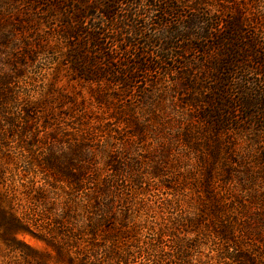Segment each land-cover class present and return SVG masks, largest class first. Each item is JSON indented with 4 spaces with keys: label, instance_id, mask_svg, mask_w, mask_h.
<instances>
[{
    "label": "trees",
    "instance_id": "1",
    "mask_svg": "<svg viewBox=\"0 0 264 264\" xmlns=\"http://www.w3.org/2000/svg\"><path fill=\"white\" fill-rule=\"evenodd\" d=\"M58 1L63 59L44 92L28 77L37 51L0 57V264H264V84L237 100L225 84L247 62L264 81V30L243 29L264 5ZM179 7L198 25L182 49L201 57L170 99L157 85L181 53L148 47ZM240 108L249 127L231 124Z\"/></svg>",
    "mask_w": 264,
    "mask_h": 264
},
{
    "label": "rangeland",
    "instance_id": "2",
    "mask_svg": "<svg viewBox=\"0 0 264 264\" xmlns=\"http://www.w3.org/2000/svg\"><path fill=\"white\" fill-rule=\"evenodd\" d=\"M236 3L232 5L234 7L239 1L246 2L245 0H235ZM59 2L58 0H0V57H6L8 54L14 56H19L20 53L34 54V59L32 61L31 67L28 70V77L37 79L38 90L36 96L42 91L44 92V87H47L49 79L55 72L56 67L59 62L63 59V52L60 50V34L63 32V12L60 7L54 8L49 11L50 6H54ZM250 3V2H248ZM164 5V4H162ZM239 8L240 4H237ZM248 6L249 4H245ZM264 5V0H257L256 8H261ZM226 5L221 2L217 11L213 7L211 8V14H214L215 17H219L222 13V19H225V11H221L223 8L225 10ZM260 11V9H258ZM256 16H254V13ZM229 14V13H228ZM192 14L187 10L179 7L173 14L167 18V25L164 26V29H160L158 36L154 38L153 43L149 44L148 48H157L159 44H163L169 40L171 42L174 53L180 52V56L177 60H173L170 63L164 64L168 68H172L169 74L162 77L160 85H157V89H163V92H167L166 96L170 99H177L182 93L187 92L188 89L185 86V82L180 78V70L184 69L185 71L190 70L193 67L197 69L198 59L201 57L198 54H195L194 51L189 49L183 50L182 46L186 44L184 38H186V32L191 29L196 30L197 24H193L191 20ZM245 18V24L243 25L244 32L248 35H252L253 32L257 30H264V18L261 20L257 17V11L255 7L250 11L246 10L243 14ZM159 18L154 17V22H158ZM165 20V19H164ZM203 20H206L203 18ZM206 23V22H204ZM156 25V23L154 24ZM156 27H159L156 25ZM155 28V27H153ZM152 28V29H153ZM151 29V30H152ZM184 32L181 35H177L174 32L177 30ZM166 37V38H165ZM184 39V40H183ZM264 40V37L263 39ZM140 42L144 41L139 39ZM156 45L155 47H153ZM170 45V44H168ZM124 46V45H123ZM263 46V45H262ZM41 47V48H40ZM264 47V46H263ZM115 57L120 58L121 62H127L130 57L124 54L122 50H118L114 53ZM23 59V55L20 56ZM203 64H206V61H203ZM256 64L252 62H247L244 65V68H239L237 66L230 67L233 69V77L225 81V84L229 90L231 98L237 100L239 94L241 93L238 89H247L249 92L255 95L253 89L255 84L259 86L260 83L264 84L263 78L256 74L257 68ZM231 69V70H232ZM229 70L226 69L225 72ZM160 71H164L161 67ZM63 74H66L65 71ZM158 75V74H156ZM155 75V76H156ZM226 77V76H225ZM67 77H63L64 82ZM143 80V81H142ZM263 81V82H262ZM145 83H148L145 79H138L136 83V88L130 89L126 92L124 99L128 104L137 103V94L140 93L141 87ZM239 83V84H238ZM208 87H213V81H207L205 83ZM43 86V88H42ZM151 88V87H148ZM207 90V89H205ZM84 92H87L84 90ZM160 93V92H159ZM124 101V102H125ZM246 111L243 108H240L235 113V118H230L231 124L233 126H247L249 127L248 120L245 122ZM253 120V119H252ZM230 140L234 138L235 142L243 144L246 140V134L244 133L243 138L238 139L235 135L229 134ZM124 144H128V136L124 137ZM155 184V182H152ZM33 245L36 247H42V244L30 237H26ZM203 253V252H202ZM136 263V262H135ZM134 263V264H135Z\"/></svg>",
    "mask_w": 264,
    "mask_h": 264
}]
</instances>
